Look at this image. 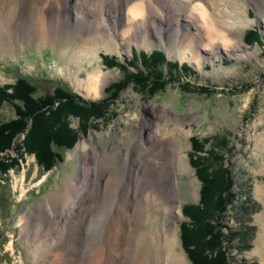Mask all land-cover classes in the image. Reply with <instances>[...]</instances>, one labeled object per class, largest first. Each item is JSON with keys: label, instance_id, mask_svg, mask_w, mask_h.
I'll list each match as a JSON object with an SVG mask.
<instances>
[{"label": "rangeland", "instance_id": "374dc122", "mask_svg": "<svg viewBox=\"0 0 264 264\" xmlns=\"http://www.w3.org/2000/svg\"><path fill=\"white\" fill-rule=\"evenodd\" d=\"M130 2L104 0L92 14L94 25L76 21L79 13L72 7L56 11L60 4L53 2L47 15L54 24L57 16L61 18L56 39L22 44L13 54H0V85L22 76L35 86L37 97L63 88L93 103L83 115L63 117L76 139L71 148L49 144L60 156L53 166L45 168L34 152L26 150L30 145L23 144L26 131L15 135L0 153L5 163L16 159L0 170V264H62V252L66 260L78 250L79 256L85 254L88 227L83 231L67 224L71 214L59 211V196L73 181L79 188L89 187L84 200L92 202L102 174L106 183L114 177L109 190L123 192L130 179L133 187L146 186L158 198L147 207L149 220L125 238L126 264L149 250L148 263L159 264L163 254L159 238L169 230L176 235L171 253L183 264H193L183 249L180 225L189 220L184 206L200 200L201 181L192 165L199 156L200 163L213 171L221 168L232 185L233 197L217 217L228 261L264 264V0H200L207 20L196 16L199 12H193L194 4L188 0H149L141 16L131 11L141 0ZM108 4L117 6L113 22L101 9ZM241 21L245 27L240 33ZM210 22L217 25L213 27L220 31L218 36L209 33ZM254 30L259 38L246 41V34ZM154 50L165 56L158 66L162 77L131 78L112 87L138 69H147L141 54ZM105 57H113L116 64L109 65ZM129 59L134 63L127 64ZM172 62L178 68L167 65ZM92 75L104 79L98 96L82 87ZM15 117L11 103L0 106V123ZM82 119L85 129L80 126ZM144 142L149 150L142 148ZM120 154L129 156L127 165ZM89 171L91 181L86 183ZM135 174L142 180L135 182ZM169 205L175 206L174 213L166 211ZM85 208L78 207V215ZM140 209L133 214L136 225L146 216ZM234 231H244V240L233 237ZM108 234L103 236L107 248ZM74 235L82 236V246ZM141 235L147 248L132 250Z\"/></svg>", "mask_w": 264, "mask_h": 264}, {"label": "bare ground", "instance_id": "6f19581e", "mask_svg": "<svg viewBox=\"0 0 264 264\" xmlns=\"http://www.w3.org/2000/svg\"><path fill=\"white\" fill-rule=\"evenodd\" d=\"M96 1L93 0H0V54H6V53L13 54V51L16 50L15 48H17L22 44L35 45L41 42L49 43L52 42L54 39H56L61 34V29L59 25L61 18L57 16L54 24L52 18L49 15H47L49 10L52 9L51 5L53 4V2H55L57 5L60 4V8H57L56 11L59 12V10H63V9L69 10L70 7H72L74 11L76 10V13H79V15H76L78 16L75 18L76 21L81 20L88 25H94L96 21H93L92 14L98 12L97 8L98 6L101 5L102 2H104V0H96ZM125 1L127 3H131L130 0H125ZM199 1L200 0H188L190 4H194L193 12H199V14H197L196 16L199 15L200 17H203L204 19L207 20L209 16L207 15L205 9L201 5H199ZM146 2L148 3L149 0H141V3L133 5L131 9L132 14H134L135 16L138 15L141 16L143 14L145 8L144 4ZM116 7L113 6L112 8L110 4H108L106 5V8H101L102 10H104L103 12H107V14L110 17V19H107V21L113 22L114 19H112L111 17L116 18V15L115 16L112 15L113 13L114 14L116 13L117 11ZM88 15L90 16L89 19H88ZM84 17H85V21L83 20ZM98 22L100 24V27L102 28L100 20ZM227 23L231 24L232 22L227 21ZM210 25L212 27V32L211 29H208L209 33H211V35L216 34L218 36L220 34V31L213 27L217 25H215L213 22H210ZM224 25L226 26L225 23ZM243 25L244 22L241 21L239 23L240 33L242 32V30H244L245 25L244 26ZM128 32L129 31H127L126 34ZM101 76L102 75H92L90 76L89 80L83 84L84 86L82 85V87L85 88V90L88 92L89 95L98 96L100 94V88L103 85V80H104L103 77ZM80 85L81 84L79 83L77 87L79 88ZM163 131L164 129L162 130V132ZM165 135L166 134L164 132L162 136ZM142 144H143L142 148L143 149L145 148L144 150H149V147H146L145 142ZM118 157H121V154ZM128 157L129 156L124 157V155L121 157V160L123 159L125 165L128 164L127 163ZM109 166L110 164L104 167H109ZM91 175L92 173L90 171L86 173V177H85L86 183L89 182V180L91 181L90 179ZM138 175L135 174L133 177L135 182L141 179V177H139ZM106 178L107 177L104 174H102L101 177L98 178V180L96 179L97 180L96 184L98 185V187H97V191L95 192V199L92 200V202L84 200L89 188L85 184H82V187L79 188V185H76L73 181H70L67 183L64 190L60 192L58 202H62V204L60 205V207H58V209L59 211L62 209V211H60L62 214L63 213L65 214L66 211H69V213L71 214L70 220L67 222V224L70 222V224H73L75 228L78 229L80 228V230L83 231H85L86 227H88L87 233L85 234L83 232L84 235H88L86 236L87 239H86V243L84 244L85 245L84 249H86L85 254L81 253V256H79V250H78L77 253H73L72 255H69L70 259L66 260L67 254L62 252L63 255H61L59 253L60 254L59 257L60 260L62 261V264H81L82 261L80 258L82 257L84 258L83 259V262H85L84 264H105L106 262L109 264H126L123 256V253L126 251L124 245L125 240L128 239L130 235H134L136 233L137 226H141L149 220L147 207L149 206V203L158 202V198H156V196H154V194L150 192L148 187L146 186L145 187L141 186L139 188L133 187L131 185V180L129 179L130 183L128 184L127 188L124 189L123 192L122 191L120 192L118 188L114 190H109L110 182L114 177L110 178L107 181V183H106ZM121 181L125 182L126 178L121 177ZM72 190H76V191L74 192L75 194L70 198ZM152 198L153 200H151ZM106 200H109L108 204H106ZM103 202L105 203V205ZM80 206L86 207L85 208L86 212L83 215H78V213L76 212L77 208ZM132 209L134 210V212ZM136 209H140L139 212L143 211L144 213H146L145 218L141 217L137 225L135 223V220H133V214L136 213ZM174 209H175L174 205H169L166 208V211H168V213H174ZM53 212L55 214L58 212V210L57 212L56 210H54ZM111 216H112V220L110 221V219L108 220V218H110ZM97 217H100L101 220L100 218L97 219ZM82 221H84V223ZM99 221H101V224H103L101 228H100L101 224L98 223ZM109 222L110 224L112 223L111 227L108 230H105L104 226ZM89 231L91 232V234ZM107 231L110 237L108 238L109 239L108 243L110 245L109 247H111V249H114L112 250L113 253H111L112 251L109 247H108L109 249L105 247L107 246V241H105L106 244L103 245L104 232ZM75 237L76 235H74L76 244H78V246H82V236H80V239H77V237L76 238ZM144 239H145V235H141L140 238H137L136 243L133 246L132 250H137L138 247L141 246L147 248L146 243L144 244ZM159 239H160L159 243L162 244L161 247L163 249V254L162 256H160L158 261L161 264H167V262L169 264L171 263L183 264L182 260L177 255H175L176 253L175 254L171 253L173 251L172 249L175 248V239H176L175 232L172 230L166 231L165 233H162L160 235ZM149 245L150 244H148V247ZM149 251L146 252L145 254L141 253V256H138V260L136 261H134L135 256L133 255L134 263L135 264L148 263L149 262L148 256L150 254ZM139 254L140 253H138V255ZM103 260L105 261L103 262ZM134 263L132 262V264Z\"/></svg>", "mask_w": 264, "mask_h": 264}, {"label": "trees", "instance_id": "16d2710c", "mask_svg": "<svg viewBox=\"0 0 264 264\" xmlns=\"http://www.w3.org/2000/svg\"><path fill=\"white\" fill-rule=\"evenodd\" d=\"M258 38L255 30L249 31L245 36L246 41ZM141 56L143 67L147 69L143 71L138 69L137 72L129 74L112 87H118L119 84L124 83V80L131 78L147 80L146 78L151 75L157 79L162 77L163 73L158 66L164 62V54L154 50L147 56L144 54ZM104 60L110 63L109 65L115 63L113 57H105ZM126 63L133 64L134 62L129 59ZM119 65L121 68L124 67L123 63ZM167 65L178 68L176 62L167 63ZM35 91V86L22 76L12 84L0 85V106L5 102L11 103L16 116L11 121L0 123V153L10 147L11 139L15 135L26 131L23 144L25 147L27 143L30 144L26 150L34 152L38 163L49 168L54 165L57 157H60L49 147V144L54 142L58 147L71 148L76 139L74 131L68 128L67 121H64L66 115H83L88 110L87 105L93 103L84 101L63 88H56L52 94L38 97L34 95ZM80 126L87 128L83 119ZM8 160L7 157L5 161ZM200 160L202 157L199 156L192 161L201 181L200 200L196 204H187L183 208V213L189 220L180 225L181 243L193 264H230L222 243L224 234L221 228L223 227L217 222V217L225 210L227 203L233 197L234 193L230 190L232 185L229 179H225L227 177L223 175L221 168L213 171L214 169L205 166L204 163L201 164ZM3 161V155H0V170L2 171L14 164L16 159H10L9 163ZM245 234L244 231H234L232 236L243 241ZM242 264L254 263L243 261Z\"/></svg>", "mask_w": 264, "mask_h": 264}]
</instances>
